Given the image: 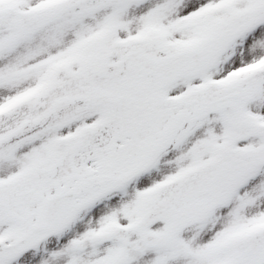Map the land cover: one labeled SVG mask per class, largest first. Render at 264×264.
<instances>
[{"label": "snow or ice", "instance_id": "1", "mask_svg": "<svg viewBox=\"0 0 264 264\" xmlns=\"http://www.w3.org/2000/svg\"><path fill=\"white\" fill-rule=\"evenodd\" d=\"M0 264H264V0H0Z\"/></svg>", "mask_w": 264, "mask_h": 264}]
</instances>
